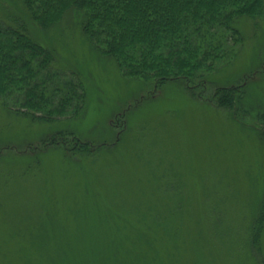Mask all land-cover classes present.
Instances as JSON below:
<instances>
[{"label":"rangeland","instance_id":"rangeland-1","mask_svg":"<svg viewBox=\"0 0 264 264\" xmlns=\"http://www.w3.org/2000/svg\"><path fill=\"white\" fill-rule=\"evenodd\" d=\"M79 24L30 29L79 74L78 115L0 106V264H264V17L237 20L234 59L201 95L122 77ZM243 83L234 110L215 104Z\"/></svg>","mask_w":264,"mask_h":264},{"label":"trees","instance_id":"trees-1","mask_svg":"<svg viewBox=\"0 0 264 264\" xmlns=\"http://www.w3.org/2000/svg\"><path fill=\"white\" fill-rule=\"evenodd\" d=\"M0 10V106L40 122L77 116L85 102L78 73L35 41L68 12L80 16L91 49L130 80L183 83L203 94L242 42L238 19L264 17V0H16ZM244 83L217 89L218 107L234 110ZM235 112V111H234Z\"/></svg>","mask_w":264,"mask_h":264}]
</instances>
